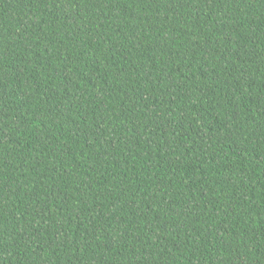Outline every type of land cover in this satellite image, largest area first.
Listing matches in <instances>:
<instances>
[{
    "label": "trees",
    "instance_id": "16d2710c",
    "mask_svg": "<svg viewBox=\"0 0 264 264\" xmlns=\"http://www.w3.org/2000/svg\"><path fill=\"white\" fill-rule=\"evenodd\" d=\"M0 264H264V0H0Z\"/></svg>",
    "mask_w": 264,
    "mask_h": 264
}]
</instances>
